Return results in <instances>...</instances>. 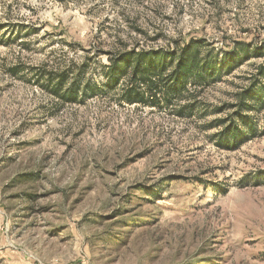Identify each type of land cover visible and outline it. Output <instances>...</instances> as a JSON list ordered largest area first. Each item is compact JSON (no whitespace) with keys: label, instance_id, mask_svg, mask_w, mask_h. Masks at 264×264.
Here are the masks:
<instances>
[{"label":"rangeland","instance_id":"rangeland-1","mask_svg":"<svg viewBox=\"0 0 264 264\" xmlns=\"http://www.w3.org/2000/svg\"><path fill=\"white\" fill-rule=\"evenodd\" d=\"M191 37L257 56L158 106L104 85L107 52ZM259 66L264 0H0V264H264V105L213 140ZM53 73L100 88L61 102Z\"/></svg>","mask_w":264,"mask_h":264},{"label":"trees","instance_id":"trees-1","mask_svg":"<svg viewBox=\"0 0 264 264\" xmlns=\"http://www.w3.org/2000/svg\"><path fill=\"white\" fill-rule=\"evenodd\" d=\"M202 48L201 41L191 37L186 42L177 43L176 48L166 54L143 50L107 52L108 64L103 67L104 85L113 90L121 84L119 102L158 106L162 100L170 101L169 97L186 88L188 83L206 84L219 76L221 71L231 72L239 62L257 56L247 46L224 51L220 58L212 55V51L203 53ZM10 72L17 71L12 68ZM68 79L66 73H53L46 77L52 94L61 102H74L79 96L96 94L100 88L87 82L79 83L75 75L70 82H67ZM263 80L264 67L259 66L248 87L239 93L238 101L231 105L232 112L217 122L220 127L213 135L216 147L234 149L245 140L247 133H253L248 113L257 102L261 101L260 105H264ZM260 176L264 179V172ZM223 190L218 189L217 192Z\"/></svg>","mask_w":264,"mask_h":264}]
</instances>
